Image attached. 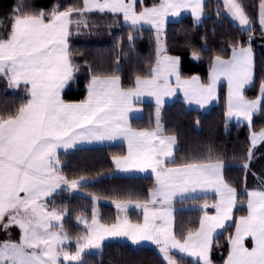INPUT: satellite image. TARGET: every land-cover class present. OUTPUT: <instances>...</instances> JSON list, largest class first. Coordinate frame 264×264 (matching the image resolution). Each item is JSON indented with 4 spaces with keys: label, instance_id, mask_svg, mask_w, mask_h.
<instances>
[{
    "label": "snow or ice",
    "instance_id": "1",
    "mask_svg": "<svg viewBox=\"0 0 264 264\" xmlns=\"http://www.w3.org/2000/svg\"><path fill=\"white\" fill-rule=\"evenodd\" d=\"M135 5L136 0H82V7L67 6L61 11L56 5L51 11L26 13L25 5L21 4L14 9L17 14L8 18L9 24L0 35V78L7 80L10 89L23 85L27 99L14 111L0 112V222L7 217L5 231L11 224L21 230L19 242H0V264H60L61 258L69 264H82V254L100 249L105 236L130 237L134 243L151 241L167 264H179L173 250L199 257L202 264H212L213 233L232 218L238 202L237 190L225 181L224 165L218 158L213 161L209 156L207 162L193 160L171 166L175 164L176 137L163 134L159 108L162 98L176 90L171 86V76H175L176 85L183 89L185 97L201 107L215 97L217 83L223 77L228 83L227 117L243 119L251 126L253 116L264 111V79L256 98L249 99L244 94L255 80L251 20L242 3L223 0L231 17L248 29V46L236 42L230 59L216 56L206 84L198 77L181 80L180 58L168 56L157 36L160 46L156 64L147 76L135 77L134 87L123 88L118 75L94 74L87 98L80 103H66L61 92L79 71L72 60L68 37L72 25L77 30L88 26L87 14H122L133 28L143 22L151 24L158 34L169 15L178 16L190 9L199 21L204 14V0H160L141 11ZM258 9L264 34V0H260ZM128 39L131 41L133 37L130 35ZM193 57L199 59L195 52ZM145 94L156 99L157 124L154 130L137 131L129 125L128 113L132 111L133 98ZM118 136L127 141L128 154L113 158L116 167L151 169L155 174L156 187L149 192L150 199L135 202L136 208L143 209V223L133 224L127 217L123 220L118 217L116 223L106 225L99 222L94 211L90 224L83 217L77 218L86 225L87 234L76 238L75 252L66 250L65 244L71 237L62 223L65 212L49 210L46 198L61 185L75 189L80 181L68 180L60 174L57 149ZM250 139L255 147L264 141V130L253 132ZM252 155L250 149L249 161ZM243 168L247 170L249 163ZM197 190L215 191L219 198L212 205L216 215L205 213L198 228L189 229L178 238L170 208L172 198ZM246 195L247 215L236 221L224 264H264V190L246 191ZM130 204V201L116 202V208L126 212ZM248 239L251 247L246 246Z\"/></svg>",
    "mask_w": 264,
    "mask_h": 264
},
{
    "label": "trees",
    "instance_id": "2",
    "mask_svg": "<svg viewBox=\"0 0 264 264\" xmlns=\"http://www.w3.org/2000/svg\"><path fill=\"white\" fill-rule=\"evenodd\" d=\"M159 0H141L136 10L157 5ZM245 6L251 20V48L255 62V80L244 94L249 99L256 98L259 85L264 79V34L258 22L260 0H237ZM25 5L23 11L31 13L41 9L51 11L59 5L63 11L67 6L82 7V0H0V35L9 24V17L19 5ZM76 19V17H73ZM85 19L87 27L77 30L71 26L68 37L72 60L79 71L74 73L61 98L66 103L82 102L92 75H118L121 86L133 87L135 77L147 76L157 60V36L169 56L180 58V77L183 79L198 76L206 83L211 64L216 56L228 59L232 46L241 42L248 46L249 31L236 27L227 17L219 0H206L203 20L199 25L192 23L189 17L167 24L162 34L144 29H132L122 26L120 18L112 14L89 13ZM133 39L129 41L128 37ZM199 59L192 61L193 53ZM118 62V63H117ZM118 68V70H117ZM27 99L24 86L10 89L8 82L0 78V112L14 111ZM143 117L130 121L132 129L152 130L157 123V109L151 104L142 105ZM225 91L219 90L218 105L205 114L187 110L181 101L159 108V122L163 134L174 135L177 150L174 154L177 166L185 162L198 160L207 162L209 156L222 161L225 166V181L237 190V204L232 224L223 233L214 238L210 253L212 264H224L229 250V237L232 236L236 219L247 214L246 191L264 190V141L252 150V159L248 160L250 132H259L264 128V111L253 117L250 128L242 125L226 124ZM125 154L123 146L78 149L58 154L60 174L68 180H87L70 194L69 190H59L46 200V205L63 210L64 230L71 240L81 237L85 230L76 224L78 217L92 221L96 212L100 223L111 225L117 222L119 213L112 203H141L148 200L149 192L154 188L150 177L121 178L113 175L111 159ZM249 163V168H243ZM208 207L205 208L204 205ZM214 197L194 198L174 202V231L177 237L187 234L189 229L199 227L201 217L214 211ZM125 217L133 224L141 223L142 211L129 210ZM70 240V241H71ZM69 251L75 252L74 248ZM179 264H199L187 258L172 254ZM82 264H165L162 255L151 248H133L128 244L107 243L98 253L82 256Z\"/></svg>",
    "mask_w": 264,
    "mask_h": 264
},
{
    "label": "crops",
    "instance_id": "3",
    "mask_svg": "<svg viewBox=\"0 0 264 264\" xmlns=\"http://www.w3.org/2000/svg\"><path fill=\"white\" fill-rule=\"evenodd\" d=\"M221 2V5L225 11V14L227 15V17L229 18V20L236 26L238 27L239 29L241 30H245L244 28H242L240 25H239V22L234 20L231 15L227 12V10L224 8L223 6V0H219ZM138 2H141V0H136V3ZM206 0H204V4H205ZM160 3V0L159 2ZM136 6V5H135ZM93 13H98V12H93ZM100 14V13H99ZM105 14H111V13H105ZM112 15H117L119 16L120 18V22L122 24V26L124 27H128V28H132V29H144V30H149V31H152L154 33H157L156 29L151 25V24H147V23H143L141 22L139 25H137L135 28H133L131 26L130 23H126L123 19V15L122 14H112ZM184 17H189L192 21L193 24L195 25H199L202 20H203V16L201 17V19L199 21H197L195 19V17L192 15L191 13V10L190 9H186V10H183L180 15L178 16H172V15H169L165 18V21H164V25H163V30L159 33V34H162L163 31L165 30L167 24L169 23H172V22H177L179 21L180 19L184 18ZM258 22H259V12H258ZM259 26H260V29H261V25L259 23ZM158 34V33H157ZM253 53V52H252ZM169 56V55H168ZM232 56V52L230 54V57L228 59H230ZM170 57H173V56H170ZM253 58H254V54H253ZM192 61H197L196 58L194 57H191ZM227 60V59H225ZM214 61V60H213ZM213 63V62H212ZM156 64V62H155ZM155 64L153 65V67L155 66ZM212 66V64H211ZM179 72H180V65H179ZM210 74H211V68L209 70V73L207 75V81L206 83L209 81V78H210ZM194 77H198V76H192L190 78H187V79H183L181 78V80H191L192 78ZM199 78V77H198ZM170 83H171V86L173 88H175V92L174 94L172 95H167V96H164L162 98V104L160 105V107H163L165 105H169V104H172L174 103L175 101H181L184 105V107L187 109V110H190V111H194V112H198L200 114H205L207 112H209L212 108L216 107L218 105V99H219V90L221 87L224 88V91H225V115H224V120H225V123L226 124H233V125H242V126H245L247 128H250L249 124L247 121L243 120V119H240V120H237L235 117H232L231 119H229L227 117V99H228V83H227V80L223 77H221L220 81L217 83V86H216V93H215V97L210 100L208 103H206L205 105H203V107H201L199 104H197L195 101H189L185 95H184V91L182 88L180 87H177L176 85V80H175V76H171L170 78ZM200 80V78H199ZM91 79L89 80L88 84H87V89H86V96H85V99L87 98V95H88V85L90 83ZM201 82V80H200ZM69 83V82H68ZM202 83V82H201ZM205 83V84H206ZM68 84L64 87V89L62 90L61 92V96L63 94V92L65 91V89L67 88ZM134 87V85H133ZM251 87L248 86L245 88V90L249 89ZM244 90V92H245ZM259 95V91H258V94L257 96ZM84 99V100H85ZM83 100V101H84ZM76 103H80V102H76ZM144 104H151L153 105L156 109H157V104H156V99L155 97L153 96H149V95H142L140 96L139 98H133V101H132V111H130L128 113V123L130 125V121L133 120V119H140L143 117V108H142V105ZM256 116V115H254ZM253 116V117H254ZM156 117H157V113H156ZM157 120V119H156ZM156 124L155 123V128H156ZM161 125V124H160ZM154 128V129H155ZM152 129V130H154ZM264 130V128L262 129ZM141 131V130H140ZM151 131V130H149ZM260 132V131H259ZM257 132V133H259ZM253 132H250L249 134V137H248V140H249V144H250V147H251V150H254L256 149L262 142H258L255 147L252 146L251 144V134ZM114 146H123L125 148V154L122 156H127L128 154V146H127V141L123 138V137H117L113 140H103V141H84V142H79L77 143L74 147L72 148H68V149H64V148H58L57 149V156L58 154L60 153H66V152H71V151H74V150H78V149H86V148H97V147H114ZM177 150V140H176V144L173 146V155L175 154ZM111 166L113 168V175L112 176H115V177H121V178H144V177H150L153 179L154 181V188L156 187V180H155V174L151 171V169H144V170H141L139 168H136V167H130V168H127V169H121V168H117L116 167V164L114 162V159L112 158L111 159ZM61 167V164H59V169ZM224 169H225V166L223 168V172H224ZM77 181H80V186L85 184V183H88L87 180H77ZM79 186V187H80ZM78 188V187H77ZM75 188V190L77 189ZM153 188V189H154ZM62 189H65V190H74V189H69L67 188L66 185H61L60 188L56 189V191L53 193L55 194L57 191L59 190H62ZM252 191V190H251ZM72 192V191H71ZM52 194V195H53ZM50 197V196H49ZM47 197L46 200L49 198ZM207 197H214L215 198V203L217 202V200L219 199L217 194L215 193L214 190H207V191H204V190H197L195 193H187V194H184L183 196H180V195H176L172 198V201H171V205H170V208H171V211H172V216H173V220H174V208L172 206V204L174 202H179V201H184V200H188V199H194V198H207ZM150 199V196L148 195V200ZM112 205L116 208V203H112ZM159 205H157L158 207ZM116 210L118 211L119 213V219L120 220H123L125 218V214L127 211L129 210H134V211H142V221L140 224L143 223V220H144V215H143V209L142 208H136L135 207V204L131 203L130 206L128 207L127 211L126 212H123V211H120L116 208ZM234 210H235V207L233 208L232 210V218L230 220H227L225 221V227L223 228H218L216 229V231L213 233V237L215 238L216 236L220 235L221 233L224 232V230L229 227L231 224H232V221H233V217H234ZM205 215V214H204ZM203 215V216H204ZM210 216H215L216 215V211H215V208H214V211L213 213L211 214H208ZM247 215V214H246ZM202 216V217H203ZM201 217V218H202ZM239 218L236 219V221L238 220ZM5 221H7V217H5V220L3 222H0V224L4 223ZM236 224V222H235ZM235 234V227H234V231H233V234ZM107 243H122V244H128L130 246H132L133 248H138V247H145V248H151V249H154L155 251L159 252L158 251V247L153 244L151 241H139V242H136L134 243L130 237H125V236H116V237H113V236H105V238L103 240L100 241V244L101 246L103 244H107ZM246 243V246L248 247H251L252 244H251V240L248 239L245 241ZM97 249H91V250H86V251H96ZM100 250V249H98ZM172 254H175V255H178L180 257H183V258H187L195 263H199V264H202V261L199 260V257H195V256H189L185 253H179L178 251L176 250H173V253ZM227 259V258H226ZM60 264H64V262H60Z\"/></svg>",
    "mask_w": 264,
    "mask_h": 264
},
{
    "label": "rangeland",
    "instance_id": "4",
    "mask_svg": "<svg viewBox=\"0 0 264 264\" xmlns=\"http://www.w3.org/2000/svg\"><path fill=\"white\" fill-rule=\"evenodd\" d=\"M159 41H160V45H162V39L159 38ZM157 45H158V43H157ZM160 45H158V46H160ZM69 191H70V194H74L75 193V189L74 190H69ZM47 208L49 210H51V208H49L48 206H47ZM84 220H86V219H84ZM5 223H8V219L4 223L0 224V242H3L5 240H12L14 242H19L20 237H21V230L19 229V227L17 225H15V224H11L8 227L7 231H5L4 226H3ZM88 223L90 224L91 221L88 222ZM76 224L79 227H81L82 229L85 230V234L84 235H86L87 234V227H86V225L84 223L80 222L78 219L76 220ZM75 241H76V239L71 240L70 242L66 243L65 244L66 250H69L70 248H74V250H75ZM98 252H99L98 249L96 251H86L85 253L82 254V256L84 254H87V253H93L94 254V253H98ZM61 261L64 262V264H69V262L63 261V258H61ZM163 261H164V259H163ZM164 263L167 264L166 261H164ZM73 264H76V262H73Z\"/></svg>",
    "mask_w": 264,
    "mask_h": 264
}]
</instances>
